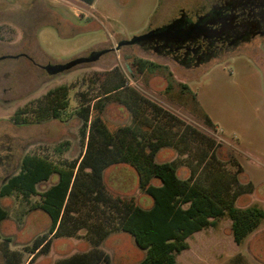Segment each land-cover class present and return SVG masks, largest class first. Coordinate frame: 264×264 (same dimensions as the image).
I'll use <instances>...</instances> for the list:
<instances>
[{
    "label": "rangeland",
    "instance_id": "obj_1",
    "mask_svg": "<svg viewBox=\"0 0 264 264\" xmlns=\"http://www.w3.org/2000/svg\"><path fill=\"white\" fill-rule=\"evenodd\" d=\"M219 1L96 0L91 7L74 0H0V186L7 175L19 171L27 153L61 162L80 157L86 147L87 137L81 133L83 119L78 114L66 121L51 118L22 124L13 118L20 107L67 84L71 87L70 110L76 112L85 99L103 97L110 86L124 80V84L129 83L127 88L104 99V118L110 128L137 123L131 108L133 87L197 129L190 136L191 158L197 160L202 149L210 152L208 143L214 141L226 169L235 172L241 164L244 171L240 180L253 181L255 189L242 195L237 205L264 208V36L192 68L165 61L139 46L106 53L96 62L54 76L41 67L115 48L118 41L168 23L182 9L194 16ZM149 61L159 66L152 71L145 66ZM142 105L140 116H155L149 105ZM178 124L181 125L174 123L175 129L182 132L184 128ZM142 127L147 128L144 124ZM187 155L165 146L156 159L171 162ZM178 173L187 178L191 168L184 164ZM57 178L55 175L40 184V192ZM155 182L160 183L158 179ZM105 183L112 193L133 197L143 207L154 204L153 197L140 187L138 171L129 163L107 168ZM41 200L40 194L29 201L19 193L0 196L1 204L9 210V217L1 223L0 264L7 262V246L25 250L38 235L49 231V213L32 208ZM86 209L88 206L81 213L90 217L89 222L106 221L105 225L111 227L115 218H107L110 208L103 206L89 213ZM188 241L190 247L177 254L178 264H264V220L241 244L234 239L228 216L194 233ZM93 244L92 234L85 227L77 236L55 237L50 251L34 260L25 250L22 264H54L89 250ZM101 246L110 253L114 264H135L146 255V250L124 231L111 232Z\"/></svg>",
    "mask_w": 264,
    "mask_h": 264
},
{
    "label": "trees",
    "instance_id": "obj_2",
    "mask_svg": "<svg viewBox=\"0 0 264 264\" xmlns=\"http://www.w3.org/2000/svg\"><path fill=\"white\" fill-rule=\"evenodd\" d=\"M85 1L93 4L95 0ZM145 66L154 71L159 65L149 61ZM127 86L129 83L124 84V80L116 82L103 97L85 99L86 102L74 112L70 110L71 87L62 84L20 107L14 114V120L22 124L51 118L66 121L78 114L83 119L81 133L87 137L83 154L73 160L55 162L47 156L25 154L19 171L7 175L0 186L1 197L19 193L29 201L40 194L42 200L33 203L32 208L44 210L51 216L49 231L25 246L31 253V260L48 253L55 237H74L86 227L92 234L93 247L63 257L55 264H114L110 253L101 246L113 231L130 233L136 244L146 250L145 257L135 264H178L177 254L190 247L188 238L217 225L219 218L228 216L232 220V233L238 244L243 243L264 220L261 206L237 205L242 195L255 189L253 181L240 180L244 167L237 163L235 172L226 169L214 141L208 143L210 152L202 149L197 160L191 158L190 136L197 129L184 123L172 111L140 95L133 87H130L134 92L131 108L137 123L110 128L104 118V99ZM145 103L155 111L154 117L140 116L139 111ZM174 123H181L178 126L184 128L182 132L175 129ZM165 146L175 147L188 155L171 162H158L156 155ZM118 163H129L136 168L140 187L154 199L151 207H143L133 197L120 196L108 189L105 171ZM184 164L191 168L187 178L178 173ZM55 175L57 180L40 192L39 185ZM156 179L160 183H156ZM86 206L88 213L103 206L110 208L109 213L103 211L107 218H115L109 222L111 227L105 225L106 221L89 222V216L81 213ZM8 217L9 210L0 202V240L1 223ZM25 250L7 246L6 264H22Z\"/></svg>",
    "mask_w": 264,
    "mask_h": 264
},
{
    "label": "flooded vegetation",
    "instance_id": "obj_3",
    "mask_svg": "<svg viewBox=\"0 0 264 264\" xmlns=\"http://www.w3.org/2000/svg\"><path fill=\"white\" fill-rule=\"evenodd\" d=\"M172 25L174 31L168 34L122 45L119 49L111 46L106 48L110 49L107 54L124 47L139 46L144 51L154 52L165 61L187 68L199 67L243 42L264 36V0H221L205 10L195 12L194 16L182 9L179 16L159 27ZM196 26L199 29L185 40L187 31ZM176 30H181L180 34H175ZM27 57L34 61L30 56Z\"/></svg>",
    "mask_w": 264,
    "mask_h": 264
},
{
    "label": "water",
    "instance_id": "obj_4",
    "mask_svg": "<svg viewBox=\"0 0 264 264\" xmlns=\"http://www.w3.org/2000/svg\"><path fill=\"white\" fill-rule=\"evenodd\" d=\"M199 29L198 26L192 28L190 31H187V37L185 40H187L195 30ZM174 31V26L172 25V27H158V28H154L152 30H150L147 33L144 34H139V35H135L134 37H132L129 40H123L121 41L117 47H115L114 49H119L122 45H127V44H135L140 42L141 40L144 39H153L156 36H160V35H164V34H168L170 32ZM181 30H176V32H174L175 34L179 33L180 34ZM184 40V41H185ZM110 49H102V50H95L93 51L90 55L88 56H83V57H79V58H75L72 59L66 63H50L47 65H44V69L47 71V73L49 75H58L64 72H67L75 67H77L78 65L81 64H85V63H93L98 61L105 53H107ZM6 57V56H5ZM2 57V58H5Z\"/></svg>",
    "mask_w": 264,
    "mask_h": 264
},
{
    "label": "crops",
    "instance_id": "obj_5",
    "mask_svg": "<svg viewBox=\"0 0 264 264\" xmlns=\"http://www.w3.org/2000/svg\"><path fill=\"white\" fill-rule=\"evenodd\" d=\"M74 1H76V2H78V3H80V4H88V5H90L91 7H93V5H94L95 2H96V0H95L93 4H90V3L86 2L85 0H74ZM54 264H55V263H54Z\"/></svg>",
    "mask_w": 264,
    "mask_h": 264
}]
</instances>
